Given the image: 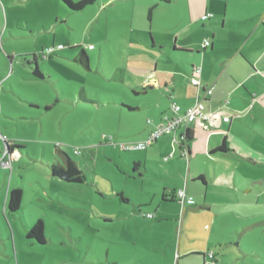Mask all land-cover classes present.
<instances>
[{
  "label": "rangeland",
  "instance_id": "rangeland-1",
  "mask_svg": "<svg viewBox=\"0 0 264 264\" xmlns=\"http://www.w3.org/2000/svg\"><path fill=\"white\" fill-rule=\"evenodd\" d=\"M72 1L76 4L80 0ZM151 7L145 6L143 13L139 8L136 14L132 1L116 0L107 7L105 0H96L74 11L62 0H34L18 11L21 17L38 14L45 19L46 32L11 40L7 52L0 54V66L9 59L11 65L5 72L0 70V78L12 80L17 91L33 101L48 100L52 108L37 110L36 103H21L36 116L18 119L8 130L0 131V147L5 139L26 144L14 149L16 155L9 166L0 162V189L4 183L5 188L11 185L23 191L21 212L16 213L5 211L0 191V264H16L17 253L19 259L32 260L33 264H106L107 249L115 258H124L120 264H198L190 261L200 257L204 258L200 264H264V196L255 197L261 192L264 168L249 170L258 184H252L253 192L244 194L256 199L254 213L237 214V218L224 215L221 227L213 215L195 212L190 216L179 208L176 218L171 216L169 223L160 225L159 216L154 214L153 193L169 187L172 178H180L178 168L168 170L166 162L157 157L141 168L140 175L127 163V156L133 158L137 152L118 147L121 142L143 139L141 134L150 127L148 121L152 125L156 122L154 116H146L145 108L137 107L145 103V95L133 90L142 71L151 73L159 57L161 66L182 67L181 58L188 53L161 50L153 46L152 37V30L156 37L165 39L188 24L185 0L161 3L149 17ZM24 33L29 35L30 31ZM59 43L62 48L47 52ZM77 45L93 46L87 49L89 67L67 55L70 50L77 54L81 48H72ZM27 50L39 57L41 81H27L31 71L18 55ZM168 54L178 56L177 60L168 64ZM165 136L170 135L159 139ZM55 146L78 163L85 174L83 183L52 175L51 165L64 161ZM178 148L177 144L169 146L167 156L179 157ZM109 182L113 189L124 191L129 201L115 194ZM148 192L149 201L139 203ZM39 219L44 223L45 243L27 237L26 225L31 227ZM30 240L34 245H28ZM179 243L181 253L188 248L194 255L188 259L180 256Z\"/></svg>",
  "mask_w": 264,
  "mask_h": 264
},
{
  "label": "crops",
  "instance_id": "crops-1",
  "mask_svg": "<svg viewBox=\"0 0 264 264\" xmlns=\"http://www.w3.org/2000/svg\"><path fill=\"white\" fill-rule=\"evenodd\" d=\"M31 1L34 0H0V34L3 33L0 36V54H3V51L7 52L6 45L15 38L28 36L30 38L31 35L46 32L45 19L43 22L38 14L30 18V16L21 17L18 13L19 10L28 8ZM114 1L116 0H105V5L111 6ZM127 1H132L133 12L136 14L139 8L143 13L145 6H158L161 3L172 2V0H150L146 1L147 3L138 2V0ZM185 2L188 4V24L181 26L178 31L170 32L165 39L156 37L152 30L153 46H159L164 51L168 49L171 52H188L187 57L181 58L184 66L179 67L174 64L161 66L159 57L154 70L151 73H147V70L142 71L140 79L133 84L135 94H139L140 90V94L145 95L142 100L145 103H139L137 107L145 108L148 118L150 116L156 118L153 125L151 121H148L150 127L141 134L143 137L141 140L149 135L164 114L171 113L172 101L177 102L182 110L197 101L198 90L190 83L194 67L200 66L202 69L201 93L204 87L213 86L212 94L204 100L206 111L220 112V118L210 122L209 130L203 129L198 122L190 126L193 139L188 142L187 147L190 150L188 159L182 156L181 152L179 157L175 154L170 159L167 155L168 147L173 145L172 138L165 136L161 139H167L162 141L159 139L152 148L144 151L136 150L137 154L133 158L127 156L129 157L127 163L129 168L134 167L136 163V170H133L140 172V175L141 168L145 169L147 162L157 157L162 162H166L163 164L168 170L171 167L178 168L180 178L170 179L169 187H163L160 193H153L155 197L153 202L155 203L156 200L154 214L159 216L160 225L169 223L172 217L176 218L175 214L180 208V212L190 216L195 212L202 216L213 215L222 227L224 215L237 218V214L255 212L256 199L250 196L246 198L244 193L253 192L252 184H258L255 176L249 171L250 168L255 166L264 168V0H185ZM209 13L213 16L203 20L202 16ZM40 22H43V25ZM41 26L43 29H40ZM27 30L30 31L29 35L24 33ZM181 35L182 43L178 44ZM173 36H175V43L172 45ZM206 39L210 40L211 44L204 47L203 43ZM68 54L73 55V60L77 61L79 52L75 54L70 50ZM18 55L23 66L31 71V78L27 81L43 80L34 78L32 74L33 63L38 67L39 57L36 52L27 50ZM34 55L37 57L34 58ZM168 56V64L177 60L176 57H178L169 54ZM10 65L11 60H5L0 70L2 72L9 70ZM21 103L25 105L36 103L37 110L52 108L48 100L33 101L32 97L19 93L17 84L12 80L0 78V131L2 128L8 130V127L18 119H31L36 116L31 109L22 108ZM223 116H229L230 120L223 121L221 118ZM223 142L228 148L227 151L217 150ZM14 143L19 146V150L26 146L22 142ZM3 147H0V158L4 153ZM4 176L6 184L7 176L6 174ZM261 182L263 184L261 192L255 193V197L258 198L264 196V181ZM110 185L115 194L127 195L122 190L113 189L111 183ZM141 185L144 186V184ZM2 187L0 191L3 190L4 208L8 213L6 199L12 187L10 185L5 188L4 183ZM177 189H185L194 197L196 203L187 205L182 210L175 196ZM160 195L161 200H159ZM127 196L124 198L127 199ZM150 196L149 192L146 193L145 199L139 203L145 204ZM18 212H21V209ZM183 223L184 220L182 226ZM31 227L26 225L27 230ZM186 228L188 230V225ZM220 242L221 240L218 241L219 244ZM28 245H34L33 240L28 241ZM191 250L186 248L181 253V243H179L178 253L184 259L194 255L195 251ZM14 257L16 264H33L32 260L19 259L18 253ZM196 257L199 256L196 255ZM201 258L190 262L196 261L200 264ZM121 260L124 261V258H115L111 249L106 250V264H120Z\"/></svg>",
  "mask_w": 264,
  "mask_h": 264
},
{
  "label": "built area",
  "instance_id": "built-area-1",
  "mask_svg": "<svg viewBox=\"0 0 264 264\" xmlns=\"http://www.w3.org/2000/svg\"><path fill=\"white\" fill-rule=\"evenodd\" d=\"M212 14H205L202 16L203 20L211 18ZM211 44L210 40L206 39L203 43V46H209ZM62 44H58L57 46L50 47L47 52L52 54L57 49L62 48ZM88 48H93L92 45L88 46ZM202 73V69L200 66L196 67L194 70V74L190 78V82L197 88L198 96L197 101L187 107L185 110L181 109V106L172 102L170 106V114H164L160 122L154 127V129L149 133V135L141 141H132V142H121L118 144V147L122 151H136V150H145L149 146L153 145L160 137L164 135H170L172 138V144H177L183 148L182 154H186V138L187 131L190 129V126L193 123H199L200 126L209 130L210 122L214 119L220 118V112H208L206 111L204 100L207 96L212 94L213 86L204 87L203 93H201L202 89V81L200 79ZM223 121H229V116L221 117ZM106 138V136H104ZM5 139V138H4ZM5 139V143H6ZM11 144L10 141L7 140L6 147L3 153V157L0 160L3 166H9L11 163L10 160L14 157L13 150L12 153H7V148ZM77 153L78 150H75ZM167 159V158H166ZM176 198L180 202L182 206V210L187 205H194L196 203L193 196L189 195L185 189H180L175 193ZM151 216V214H149ZM209 257H213V254L210 253ZM208 264H215L213 262H208Z\"/></svg>",
  "mask_w": 264,
  "mask_h": 264
},
{
  "label": "trees",
  "instance_id": "trees-1",
  "mask_svg": "<svg viewBox=\"0 0 264 264\" xmlns=\"http://www.w3.org/2000/svg\"><path fill=\"white\" fill-rule=\"evenodd\" d=\"M70 9L74 11H80L84 8L88 7L89 5H92L96 2V0H80L78 3L74 4L72 0H62ZM160 1H168V0H160ZM155 6L151 7L149 9V17H151L152 10ZM74 47H80L81 50L79 51V55L76 58L78 62H81L86 67H89V56L86 52L87 49H89L87 46H74ZM72 47V48H74ZM37 56L34 55V58ZM34 69H33V77L37 79H43V72L36 66L35 63H33ZM196 67H194L195 70ZM191 78V77H190ZM191 83V82H190ZM192 84V83H191ZM193 85V84H192ZM194 86V85H193ZM175 102V101H172ZM171 102V103H172ZM177 103V102H176ZM171 106V105H170ZM193 139V134L190 129L187 131V138H186V145L188 142H190ZM9 141V140H8ZM11 142V141H10ZM7 143V140H6ZM18 145L14 142H11L9 145V148L18 149ZM56 150L60 152L61 157L63 158V162L60 164L54 163L51 165V173L54 177L60 178L67 182L72 183H83L85 181V174L82 171V169L79 167L78 163L73 160L67 153L61 151L58 146H55ZM180 150H183V148L180 146ZM227 146L225 142H223L217 150L219 151H227ZM136 163L134 164L133 169L136 170L135 167ZM134 170V171H135ZM122 199L126 200L124 196H121ZM22 201V190L20 188L11 189L8 192L7 199H6V210L11 213H16L20 210V205ZM44 223L41 219H39L31 228L28 229L27 237L29 239H35L39 243H45V237H44Z\"/></svg>",
  "mask_w": 264,
  "mask_h": 264
},
{
  "label": "water",
  "instance_id": "water-1",
  "mask_svg": "<svg viewBox=\"0 0 264 264\" xmlns=\"http://www.w3.org/2000/svg\"><path fill=\"white\" fill-rule=\"evenodd\" d=\"M187 146H188V144L186 145V154H184V155L182 154V150L179 149V151L181 152L182 156H184L186 159H188L190 157V150H188V147ZM5 147H6V143H4V148Z\"/></svg>",
  "mask_w": 264,
  "mask_h": 264
},
{
  "label": "flooded vegetation",
  "instance_id": "flooded-vegetation-1",
  "mask_svg": "<svg viewBox=\"0 0 264 264\" xmlns=\"http://www.w3.org/2000/svg\"><path fill=\"white\" fill-rule=\"evenodd\" d=\"M13 150H14V149L8 147V148H7V153H12Z\"/></svg>",
  "mask_w": 264,
  "mask_h": 264
}]
</instances>
